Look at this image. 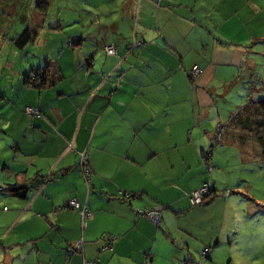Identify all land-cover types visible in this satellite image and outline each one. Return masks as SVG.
<instances>
[{"label": "crops", "instance_id": "0c3cea01", "mask_svg": "<svg viewBox=\"0 0 264 264\" xmlns=\"http://www.w3.org/2000/svg\"><path fill=\"white\" fill-rule=\"evenodd\" d=\"M98 1L120 5V16L83 20L71 9L76 20L53 22L42 0L1 9L0 264H180L181 253L167 260L164 235L183 230L189 195L209 180L203 155L219 124L227 130L213 150L215 167L218 148L231 146L254 47L264 45V0ZM3 16H19L20 27L11 30ZM26 30L33 39L18 48L14 40ZM194 67L201 76H192ZM45 68L47 85L28 83ZM73 199L91 211L86 228L67 208ZM148 209L162 212V226L140 217ZM191 221L186 232L198 235ZM109 240L116 241L104 250Z\"/></svg>", "mask_w": 264, "mask_h": 264}, {"label": "rangeland", "instance_id": "374dc122", "mask_svg": "<svg viewBox=\"0 0 264 264\" xmlns=\"http://www.w3.org/2000/svg\"><path fill=\"white\" fill-rule=\"evenodd\" d=\"M22 1L0 0V13L2 8L6 9L4 7L14 6L15 4L18 5L19 11H22L29 8L32 5L31 2H33V0H29L27 3H22ZM42 1L46 3L42 6L45 13L50 14V16H47L48 19L53 22L57 21L58 15L64 21L69 18L76 20L71 9L75 10L79 16L82 14L83 20L91 19L92 15L90 13L97 15L103 13L102 20L104 22L111 20L108 16L112 10L117 11L114 16L119 17L121 14V10L118 8H121V6L109 5L108 1L106 2L107 5H101L99 1L97 4L96 0ZM111 4H115L114 1ZM66 14L71 16L67 18L65 17ZM3 17L4 24L12 26L11 30L14 27L18 28L20 24L19 16ZM44 17H46V14H44ZM96 20L97 18H93V22ZM72 27L74 25L69 28ZM9 34L10 32H6L5 35ZM0 43H2L1 38ZM254 49L256 51H253L255 54L252 57L255 65L252 69L250 68V90L248 89V92L251 91L252 93L251 89L257 88L256 92L262 94L261 97L257 96L258 98L254 99L258 102L264 99V45H257ZM8 55H10V51L7 47L3 56ZM249 96H251L250 93L243 95L238 102H242L241 105L249 103ZM233 102L236 105V100ZM232 134L234 137L229 138L231 146L223 145L224 147L218 148V151L215 152L214 160L218 159L220 165H216L214 171L207 169L203 158V165L208 179H211L210 184L211 186L213 183L215 185L217 198L211 205L201 206L206 209L204 211L195 212L201 207L193 206L190 208L191 210L184 213L185 215H181V217L185 216V219L180 221V228L183 230H180L179 234L164 235L166 249L162 247V250H165L164 254H166L167 260L170 255L181 253L185 255V259H181L182 262L185 260V264H264V146L259 147V152L256 155L254 147L257 144L253 136L250 137L248 134L247 140L240 145L237 140L238 135ZM238 145L245 152L244 155ZM212 162L214 161L212 160ZM189 201L192 203L191 198ZM191 213L193 214L191 215ZM191 217L197 225L194 232L198 235H189L186 232V229L192 225ZM214 238L215 240H213ZM176 242L181 243L182 248L177 247ZM158 246H161V244H156L155 248L157 249ZM188 247L191 248L190 255L188 254ZM205 248L210 249L208 258L203 253Z\"/></svg>", "mask_w": 264, "mask_h": 264}, {"label": "trees", "instance_id": "16d2710c", "mask_svg": "<svg viewBox=\"0 0 264 264\" xmlns=\"http://www.w3.org/2000/svg\"><path fill=\"white\" fill-rule=\"evenodd\" d=\"M28 1L29 0H23V2H26V3ZM43 4L45 5L46 3L44 2ZM39 5H41V4L39 3ZM41 6H43V5H41ZM32 39H33V36L31 34V32L29 30H26L18 38H16L14 40V42L18 48H24ZM47 70H48V68H45L42 72L36 71L37 73H33L31 76L27 77L28 83H31L38 88H43L45 85H47L49 83V80H48L49 75L47 74ZM249 93L251 95V96H249L250 97L248 100L249 103H246L243 105L240 114L235 118V120L232 121L233 122L232 123L233 124V131L231 133H234V131H239V132L243 133V134H241V136L243 135V137L246 140H247L248 134H249L248 136H250V137L253 136L254 139L258 138L257 144L259 147H261V146H264V99L259 100V101L257 100L258 102H256L254 99H257L258 97L257 96L252 97L253 95H252L251 91ZM250 99H252V100H250ZM220 126H221L220 129L218 127V130H217L216 140L220 134L221 129H223V133L221 134V141L219 144V145H222L223 140H224V134H225L227 128L225 129L224 126H222V125H220ZM231 137H234V135L231 134ZM206 155H208V154L206 153L203 156L205 157ZM212 167H213V171H214V169H215L214 162H212ZM210 180L211 179L209 178V180L206 181V183H209ZM12 189L15 190L14 188H12ZM12 189H10V190H12ZM210 191H211V194L204 199V202L202 203V205H200V207L203 205L212 204L214 202V200L217 198V191L213 190L212 186H211ZM4 192H2V193H4ZM190 195H192V194H190ZM190 198H191V196L189 197V199ZM191 206L196 207L192 203H191ZM176 245H177V247L182 248L181 243L176 242ZM205 251H207V253ZM203 253L206 254L207 255L206 258H208L210 255V249L205 248Z\"/></svg>", "mask_w": 264, "mask_h": 264}, {"label": "built area", "instance_id": "2783aa9c", "mask_svg": "<svg viewBox=\"0 0 264 264\" xmlns=\"http://www.w3.org/2000/svg\"><path fill=\"white\" fill-rule=\"evenodd\" d=\"M106 52L109 55H116L117 54V50L114 47L106 48ZM202 73H203V71L199 67H194L191 74L194 77H199L202 75ZM26 113H27V115L32 116V117H36V118L41 117V113L39 112L38 109H35V108H31V107L26 108ZM220 127L221 126L219 125V129H220ZM222 133H223V129H221L220 134H219L215 144L213 145L211 150L207 153L208 155H206L204 157L205 164H206L207 169L209 171H213L211 155L213 154L214 148L220 144ZM81 166H82L81 169H82L83 175H84L87 183H90L91 176H92L93 172H92V169L88 163V157L85 154H82ZM210 189H211V184L209 182V183H205L204 186L200 190L193 192L191 195L192 204L195 206L202 205V203L204 202V199L207 196H209V194L211 193ZM0 191H2V192L6 191V187L3 186L1 183H0ZM125 197H126V199L130 200L134 196L132 194H126ZM67 208L72 209L74 211H79L80 216H81L82 226H83V228H86L87 227V220L91 218V211L87 207H81L79 202L75 199L68 201ZM5 210L7 211L8 209L6 208ZM139 215H140V217L150 218L159 227L162 226V224L160 222V220L162 219V212L159 210L148 209V210L140 211ZM113 242H114V240H109V242L106 245V247L104 248V250L111 248L113 245ZM82 246H83V243H80L78 248H82ZM205 252L207 253V251H205ZM70 253L73 254L74 250H72ZM86 264H100V262L96 261L95 263L92 262V263H86Z\"/></svg>", "mask_w": 264, "mask_h": 264}, {"label": "water", "instance_id": "95a60500", "mask_svg": "<svg viewBox=\"0 0 264 264\" xmlns=\"http://www.w3.org/2000/svg\"><path fill=\"white\" fill-rule=\"evenodd\" d=\"M0 193H2V191H0Z\"/></svg>", "mask_w": 264, "mask_h": 264}]
</instances>
